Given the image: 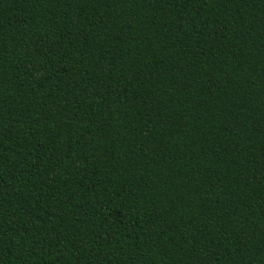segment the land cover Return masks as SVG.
Masks as SVG:
<instances>
[{
    "label": "trees",
    "instance_id": "obj_1",
    "mask_svg": "<svg viewBox=\"0 0 264 264\" xmlns=\"http://www.w3.org/2000/svg\"><path fill=\"white\" fill-rule=\"evenodd\" d=\"M0 264H264V0H0Z\"/></svg>",
    "mask_w": 264,
    "mask_h": 264
}]
</instances>
